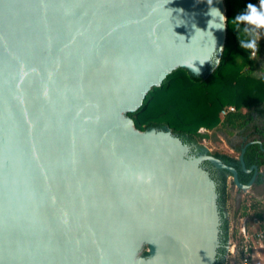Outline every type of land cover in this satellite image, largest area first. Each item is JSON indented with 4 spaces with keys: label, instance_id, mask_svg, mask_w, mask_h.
<instances>
[{
    "label": "water",
    "instance_id": "95a60500",
    "mask_svg": "<svg viewBox=\"0 0 264 264\" xmlns=\"http://www.w3.org/2000/svg\"><path fill=\"white\" fill-rule=\"evenodd\" d=\"M211 6L226 17L224 0ZM209 7L0 0V264H216L222 216L203 163L248 191L256 142L242 184L207 148L128 115L173 71L218 67L226 22L209 29ZM196 58L198 74L184 66Z\"/></svg>",
    "mask_w": 264,
    "mask_h": 264
},
{
    "label": "trees",
    "instance_id": "16d2710c",
    "mask_svg": "<svg viewBox=\"0 0 264 264\" xmlns=\"http://www.w3.org/2000/svg\"><path fill=\"white\" fill-rule=\"evenodd\" d=\"M257 1L224 0L226 40L218 67L203 78L194 77L182 68L169 74L160 87H154L148 92L136 112L128 114L138 130L168 127L187 144L216 140L217 133L220 132L226 137L232 135L237 139L228 142L238 155L246 144L256 142L247 147L245 165L247 169L253 165L260 170L264 168V28L257 32V54L252 57L248 54L250 50L240 47V39H246V34L242 31L239 34L232 21L237 13L245 9L247 3L256 5ZM231 105L235 106V111L222 117L221 111ZM212 131L214 132L210 134ZM212 154L233 165L242 184L251 180L253 174L241 169L238 156L217 151ZM228 178L226 172L214 178L219 193L224 245L216 264H224L225 247L229 238ZM263 184L264 180L257 178L252 188ZM231 185L234 186V183ZM251 199L249 205L241 204L235 215L238 216L237 213L242 211L240 217L244 218L251 210L255 219L260 218L264 210H260L255 197ZM234 235L237 236L236 231Z\"/></svg>",
    "mask_w": 264,
    "mask_h": 264
},
{
    "label": "clouds",
    "instance_id": "9594fccd",
    "mask_svg": "<svg viewBox=\"0 0 264 264\" xmlns=\"http://www.w3.org/2000/svg\"><path fill=\"white\" fill-rule=\"evenodd\" d=\"M207 3L210 5V7L206 14L211 17V19L207 21L208 28L223 29L225 27L226 17L219 8L211 6L213 0H207ZM232 21L235 24V28L239 31V34L242 31L246 34L247 37L246 39H240V47L245 49L246 51L250 50L248 51L249 56H255L257 54L258 48L257 41L259 39L257 37V32L259 29L264 28V0H259V6L251 2L247 3L245 9L237 13L232 18ZM222 50L223 49L221 48L220 51ZM197 60H199L200 64H203L205 61H207L204 60L203 62H201L199 58H196L191 62H186L184 66H187V68H190L194 73L198 74L200 69L194 63V61Z\"/></svg>",
    "mask_w": 264,
    "mask_h": 264
},
{
    "label": "rangeland",
    "instance_id": "374dc122",
    "mask_svg": "<svg viewBox=\"0 0 264 264\" xmlns=\"http://www.w3.org/2000/svg\"><path fill=\"white\" fill-rule=\"evenodd\" d=\"M213 132L214 131H212L210 134H212ZM217 135L218 136H217L216 140H206L203 143L195 144V146L196 147L198 146L199 148L205 147L209 150L210 153L217 151V152L226 153V154H229L232 156H238V154L232 150V148L230 147V143L228 142L229 140L236 141L237 139L232 135L226 137L225 134H221L220 132H218ZM228 182L230 184V189H229L230 195L234 194V196H239V201L236 202L235 200L230 199L228 202V208H229L228 217L230 219V226L233 228V231L237 232V237H238V231L240 230L242 223L247 222L246 225H247L248 229L250 230V232L252 234H254L256 232L255 230H257V229L254 227L255 216L253 215V212L251 211L252 214L248 213L249 215H248L247 220L240 219L241 213H243L242 211L237 213L238 216L235 214H236V211L238 210V208L241 206V204L244 203L245 205L246 204L249 205L251 203V200H252L251 198L254 197L253 194L258 195V190L260 192L262 187L257 186L258 188L255 187L253 189L251 188L248 191H241V190H238L235 186L231 185V179L230 178H228ZM245 218H247V217H245ZM258 234H257V236H258Z\"/></svg>",
    "mask_w": 264,
    "mask_h": 264
},
{
    "label": "built area",
    "instance_id": "2783aa9c",
    "mask_svg": "<svg viewBox=\"0 0 264 264\" xmlns=\"http://www.w3.org/2000/svg\"><path fill=\"white\" fill-rule=\"evenodd\" d=\"M259 6V0L257 1ZM256 56V55H255ZM254 57V56H252ZM235 106H227L221 111V116L234 112ZM261 237V235H259ZM251 235L246 223H242L238 237L234 235L233 228L229 227V238L226 245L225 264H252L251 262Z\"/></svg>",
    "mask_w": 264,
    "mask_h": 264
},
{
    "label": "crops",
    "instance_id": "0c3cea01",
    "mask_svg": "<svg viewBox=\"0 0 264 264\" xmlns=\"http://www.w3.org/2000/svg\"><path fill=\"white\" fill-rule=\"evenodd\" d=\"M261 172L264 173L263 168L261 169ZM261 187L262 188H261L260 192L258 190V195L253 194V196L259 202L260 210H262V209L264 210V184L261 185ZM230 199L235 200L237 202V201H239V196H234V194H232V195H230ZM249 214H252L251 210H250ZM241 219L247 220L248 216H247V218L244 217ZM246 224H247V222H246ZM262 226H264V211H262L260 218H258V219L254 218V227L257 230H255L256 232L253 234V237L251 238V244H252L251 262H252V264H264V230H262ZM257 234H258V236H257ZM260 234H261V237L259 236ZM251 235H252V233H251Z\"/></svg>",
    "mask_w": 264,
    "mask_h": 264
},
{
    "label": "flooded vegetation",
    "instance_id": "af4514ba",
    "mask_svg": "<svg viewBox=\"0 0 264 264\" xmlns=\"http://www.w3.org/2000/svg\"><path fill=\"white\" fill-rule=\"evenodd\" d=\"M190 147H191V149H192V152H193V154H195V155H197V154H199V153H201V148H199L198 146L196 147L195 146V144H188ZM238 158H239V155H238ZM241 165V164H240ZM203 166L205 167V169H207L209 172H210V174H211V176L213 177V179L214 178H218V177H220L222 174H223V172L222 171H218V170H216V169H214L209 163H207V162H204L203 163ZM254 166V165H253ZM241 169H242V166H241ZM243 170V169H242ZM260 170V169H259ZM257 178H260V179H263L264 180V173H262L261 172V170H260V175L257 177ZM215 180V179H214ZM216 182V181H215ZM216 184H217V182H216ZM221 241H222V247H221V249L223 248V231H222V235H221ZM226 248V247H225ZM220 249V250H221ZM220 250H219V254H218V258H217V262H218V260H219V257L221 256V253H220ZM226 252V251H225ZM216 262V263H217ZM224 264H225V254H224Z\"/></svg>",
    "mask_w": 264,
    "mask_h": 264
}]
</instances>
